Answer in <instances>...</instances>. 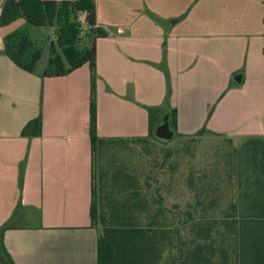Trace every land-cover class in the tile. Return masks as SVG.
Wrapping results in <instances>:
<instances>
[{
	"label": "crops",
	"instance_id": "0c3cea01",
	"mask_svg": "<svg viewBox=\"0 0 264 264\" xmlns=\"http://www.w3.org/2000/svg\"><path fill=\"white\" fill-rule=\"evenodd\" d=\"M95 5L109 33L97 40L101 138L147 137L151 108L162 117L175 110L180 134L191 136L214 105L210 132L262 139L264 0H208L206 27L179 0H138L149 12H122L115 30ZM6 35L0 31V229L11 226L4 245L15 264H97L90 68L46 79L37 67L25 72L4 54ZM40 117L42 135L23 137Z\"/></svg>",
	"mask_w": 264,
	"mask_h": 264
},
{
	"label": "trees",
	"instance_id": "16d2710c",
	"mask_svg": "<svg viewBox=\"0 0 264 264\" xmlns=\"http://www.w3.org/2000/svg\"><path fill=\"white\" fill-rule=\"evenodd\" d=\"M21 20L24 25L4 37V54L18 68L34 73L46 47L50 58L44 79L90 68L91 218L98 234L97 264H264V140L250 138L229 152L219 148L199 176L187 168L189 173L179 176L186 177L183 181L174 176L184 169L177 162L171 170L175 181H160L167 173L165 163L157 157L144 162L146 156L132 153L133 144L161 142L155 137L164 118L158 109H149L147 137L98 135L97 40L109 33L98 26L95 1L5 0L0 27ZM169 115L175 137L193 142L207 133L182 135L176 131L177 112ZM41 135V117L22 130L23 137ZM10 228L6 224L0 229V264H15L4 245Z\"/></svg>",
	"mask_w": 264,
	"mask_h": 264
},
{
	"label": "rangeland",
	"instance_id": "374dc122",
	"mask_svg": "<svg viewBox=\"0 0 264 264\" xmlns=\"http://www.w3.org/2000/svg\"><path fill=\"white\" fill-rule=\"evenodd\" d=\"M97 1L100 7L102 8L103 21L105 20L104 22L108 24L111 29L114 30L117 29L119 26H124L123 24H125L123 22V17L121 16L122 12L129 14L131 11H134V13H138V9L142 10V12H149L148 8L146 9L138 7V0H118L116 3H114L113 0ZM179 2L181 3L182 9L186 7L185 12H188L189 14L191 13L190 15L193 18L201 19L202 23L206 27V22H208V14H211V8L208 10V0H179ZM214 11L218 12L219 8L216 7ZM185 17L186 16H183L182 18ZM23 25L24 21L21 20L6 29L0 28V31L3 35L10 34L16 31L18 28L22 27ZM82 26L83 29H85V25ZM206 30L207 29H202L201 32H204ZM206 34H208V30ZM49 58V48L46 47L42 59L38 62L37 68L39 70H45L47 68ZM209 108L210 109L207 111L206 118H204L202 121V129L199 130H205L207 132L203 137L198 138L193 142H190V140H188L187 138L175 137L172 143L168 145L162 144L161 142L157 141L155 142L154 140L150 141V145L133 144L132 153L139 152L142 155L146 156L143 159L144 162H147L145 159L151 161L153 158L156 159L157 157L156 160L160 164L165 163V172L167 173L161 176L160 181L165 180L164 182L166 183H173V180L175 181V179L172 178L173 175L171 173V170L172 167L177 164V162H179V165L181 164L180 167L184 168L181 169L179 167V170H181L179 172H175L176 175L174 176L177 178V181H183L186 179V177L179 176H186L189 173L187 168L191 169L196 177L199 176V173H201L204 168L208 167L219 148H223L224 150H227L229 152V150L233 147L240 148L247 141L246 136H240V139L242 138V140L228 142V140L226 141L225 139H222L220 137H214L213 135H210V131L208 129V120L210 119L215 106H209ZM165 116L166 114L164 115V118ZM176 131L180 133L178 129ZM197 133H195L194 135H196ZM260 137L262 138V140H264V132L260 135ZM148 148H150V151L148 154L145 155L144 152H147ZM166 153H168L169 155L167 158L165 157ZM124 155L129 154L124 153Z\"/></svg>",
	"mask_w": 264,
	"mask_h": 264
},
{
	"label": "water",
	"instance_id": "95a60500",
	"mask_svg": "<svg viewBox=\"0 0 264 264\" xmlns=\"http://www.w3.org/2000/svg\"><path fill=\"white\" fill-rule=\"evenodd\" d=\"M237 82H241V76H238L236 78ZM176 136V132L172 129L171 123H170V115L167 114L162 122L160 124L156 131H155V137L160 140L162 143L167 144L173 141V139Z\"/></svg>",
	"mask_w": 264,
	"mask_h": 264
},
{
	"label": "built area",
	"instance_id": "2783aa9c",
	"mask_svg": "<svg viewBox=\"0 0 264 264\" xmlns=\"http://www.w3.org/2000/svg\"><path fill=\"white\" fill-rule=\"evenodd\" d=\"M80 20H81L82 23H85V21H86V16H85V15H82V16L80 17Z\"/></svg>",
	"mask_w": 264,
	"mask_h": 264
}]
</instances>
